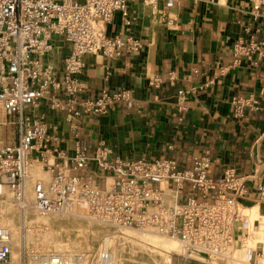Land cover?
Masks as SVG:
<instances>
[{"label":"built area","instance_id":"obj_1","mask_svg":"<svg viewBox=\"0 0 264 264\" xmlns=\"http://www.w3.org/2000/svg\"><path fill=\"white\" fill-rule=\"evenodd\" d=\"M247 2L243 11L252 26L244 28L245 35L238 36L231 48L234 65L244 58L256 64L264 56V0ZM127 3L0 0V214L9 189L24 211L62 213L73 204L85 205L100 223L170 237L183 255L195 252L208 259H227L234 249L236 226L241 227L246 217L240 203L246 195L245 179L233 167L225 168L217 179L209 172L208 150L193 156L191 167L184 168L169 157L123 158L104 143L90 150L79 137L72 153L66 154L58 148V136L48 131L43 115L36 113V106L44 101L69 116H96L109 113L120 100L131 99L128 90L108 88L93 99L81 98L86 85L79 78L86 54L112 58L142 48L137 39L107 34L106 25L115 12L129 21ZM56 38L68 45L59 65L44 59ZM150 83L158 86L160 80L153 78ZM185 93L179 90L178 97ZM233 103L235 114L242 116L244 107H254L256 100L234 97ZM34 162L48 177L34 178L33 200H27L25 180ZM89 166L105 174L103 187L78 174ZM259 190L263 193L264 185ZM100 256L107 258L108 253L103 250ZM0 264H11V237L2 226ZM37 264L74 262L51 253Z\"/></svg>","mask_w":264,"mask_h":264},{"label":"crops","instance_id":"obj_2","mask_svg":"<svg viewBox=\"0 0 264 264\" xmlns=\"http://www.w3.org/2000/svg\"><path fill=\"white\" fill-rule=\"evenodd\" d=\"M127 4L129 21L115 12L106 25L107 34L132 37L141 41L142 48L112 58L86 54L79 78L86 85L81 98L93 99L108 88L128 90L131 99L96 116H69L44 101L36 113L43 115L66 154L72 153L79 137L90 150L104 143L123 158L169 157L190 168L193 156L208 150L209 172L215 178L233 167L245 179L246 195L240 203L258 211L236 226L234 249H245L247 261L256 262L264 256V242L247 247L243 240L251 237L252 230L264 235V192L259 190L264 185V56L256 64L244 58L234 65L231 55L237 37L252 26L243 11L248 2L128 0ZM67 52L68 45L56 38L44 59L59 65ZM153 78L160 80L158 86L150 83ZM179 90L186 91L183 98L178 97ZM234 97H252L256 103L237 116ZM78 174L102 184L105 177L93 166ZM197 255L201 262L218 258ZM218 259L228 264L227 259Z\"/></svg>","mask_w":264,"mask_h":264},{"label":"rangeland","instance_id":"obj_3","mask_svg":"<svg viewBox=\"0 0 264 264\" xmlns=\"http://www.w3.org/2000/svg\"><path fill=\"white\" fill-rule=\"evenodd\" d=\"M36 164L40 170L45 173L40 163L36 162ZM46 174V177H48V173ZM101 182L100 179H96L95 181L99 187H103ZM108 182L111 181L108 180ZM26 189L27 187L25 184V193ZM84 210L86 217L81 218L79 216L66 215L64 213H51L58 214V216H65L64 218L66 219L60 217V221L55 223H44L39 220L35 221L30 226L25 221V211L20 208V264H37L40 258L51 253L61 254L67 259L72 258L74 264H100L103 260L108 259L112 253H114L118 259L117 264H206L205 262H201V257L195 252H190L187 256L183 255L180 245L170 237L157 234L150 230L135 229H130L134 232L131 236H122L121 231L127 230L128 228L112 227L105 223H100L90 216L87 209ZM243 213L249 215L247 211H243ZM42 215L45 216L46 214ZM146 233L162 236L164 239L170 240L172 243L176 244V248L171 247L172 249H169L158 246L148 238L149 235H146ZM29 234L33 236L30 241L27 239V235ZM46 237H49L54 243L63 245L67 251L57 252L56 250H52L46 252V250H44V239ZM105 238L109 240L107 247H104ZM258 240L264 242L262 231H251V237L243 240V245L254 247ZM103 250L108 253L106 259L100 256ZM233 250L231 252H233ZM242 259H245L247 262L245 256ZM202 260L206 261L207 259ZM212 263L223 264L218 258ZM248 263L264 264V256L256 262Z\"/></svg>","mask_w":264,"mask_h":264},{"label":"bare ground","instance_id":"obj_4","mask_svg":"<svg viewBox=\"0 0 264 264\" xmlns=\"http://www.w3.org/2000/svg\"><path fill=\"white\" fill-rule=\"evenodd\" d=\"M220 1H224V0H220ZM216 3H217V1H216ZM46 175H47L46 172L45 173L42 172L40 170V168L38 167V165L36 164V162H34L31 165V167L28 171V175H27L26 180H25V184L27 187L25 195H26L27 200H33V187L32 186H33L34 178L35 177H41V178L46 179L47 178ZM110 183L111 182H108L109 187L111 186ZM6 194H7V197L2 202V205H1L0 226L7 228L9 230V233H10V237H11V264H20V259H19V248H20L19 227H20V216H21L20 215V204L18 202V197L16 196V194L14 192H12L9 189H6ZM168 203H170V202L168 201ZM84 209H86L85 205L73 204L70 207H68L65 211H63L62 213L66 214V215L79 216L82 218V217H86V215L84 213V211H85ZM256 210H257L256 207L244 208V211L245 212L247 211L249 213L250 212L253 213ZM60 217L62 219H66V218H64L65 216H58V214H46L45 216H43L42 214L36 213L31 208L25 209V221L30 226L35 221H39V220L43 221L44 223H55L57 221H60L59 220V219H61ZM88 219H90V218H88ZM132 233H134V232H133V230H130V229L121 231L122 236H131ZM147 234L148 233H146V235ZM148 235H149L148 238L154 244H156L158 246L166 247L169 249L171 247L176 248V244L172 243L170 240L164 239L162 236H159L156 234H150V233ZM252 235H254V234H252ZM32 238H33V236L31 234L27 235V239L29 241L32 240ZM44 240H45L44 241V247H45L44 250H46V252H49L52 250H56L57 252L67 251V249H65V247H63V245H61L59 243H54L53 241L50 240L49 237H46ZM108 244H109V240H108V238H105L104 239V247H107ZM247 247H248V245H247ZM244 250L245 249H240V250L234 249L233 252H228L227 263L228 264H249L248 261L246 262L245 259L244 260L242 259L245 256ZM34 256L37 257L36 255H34ZM104 259H106V258H104ZM70 260H72L74 262V260L72 258H70ZM117 260L118 259H117L116 255L114 253H112L108 259L103 260L102 263H100V264H117Z\"/></svg>","mask_w":264,"mask_h":264}]
</instances>
